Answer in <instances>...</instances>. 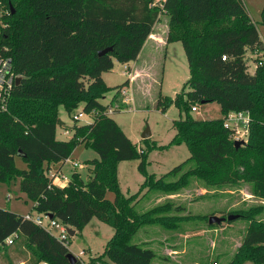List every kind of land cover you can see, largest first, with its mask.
Segmentation results:
<instances>
[{"label": "trees", "instance_id": "16d2710c", "mask_svg": "<svg viewBox=\"0 0 264 264\" xmlns=\"http://www.w3.org/2000/svg\"><path fill=\"white\" fill-rule=\"evenodd\" d=\"M0 2V54L12 59L15 75L8 93L0 91V182L20 178L21 191L37 213L81 231L93 218L112 226L114 234L105 246L108 263L152 264L156 258L154 249L133 239L159 219L150 216L153 211H137L136 193L121 191L118 162L139 160L142 187L162 189L168 183L148 172L149 149L135 144L108 114L121 107L102 102L100 95L114 89L105 84L103 73L113 69L115 59L126 64L137 60L164 12L169 16L167 42H182L190 78L175 98H160L158 107L166 112L176 104L185 112L184 119L174 122L173 143L187 144L191 155L160 181L180 175L186 182L193 175L206 189L249 183L264 199V63L252 73L246 58L263 48V40L243 0ZM3 23L9 25L6 33ZM109 46L112 51L99 55ZM211 102L220 104L224 118L204 121L192 115L193 105ZM82 103L93 121L75 125L69 140L58 139L60 107L71 114ZM242 111L251 120L248 141L238 146L235 130L224 122L229 113ZM80 143L99 154L91 161L89 180L76 171L64 186L53 185L48 171L59 163L60 173ZM16 155L27 169L16 166ZM108 191L114 192V200ZM230 214H240L249 225L229 264H264V221L243 211ZM217 225L208 219V226ZM14 234V243L21 240L31 249L32 264H81L71 261L68 247L50 232L25 215L0 208V250L10 246L6 241Z\"/></svg>", "mask_w": 264, "mask_h": 264}, {"label": "rangeland", "instance_id": "374dc122", "mask_svg": "<svg viewBox=\"0 0 264 264\" xmlns=\"http://www.w3.org/2000/svg\"><path fill=\"white\" fill-rule=\"evenodd\" d=\"M243 1L263 40V48L257 54L248 52L246 56L249 69L254 73L260 62L264 63V23L262 22L264 0ZM168 23L169 16L164 12L154 32L164 30ZM8 26V24L3 25V33L7 32ZM138 59V63L131 61L128 64L115 59L113 69L103 73L105 84L114 89L102 92L100 95V100L104 103L121 107L119 111L113 112V118L135 144L149 149L148 172L155 174L156 181L168 183V186L162 189L151 190L142 187L145 177L138 169L139 160L118 162L121 191L126 196L136 193L137 211L139 213L153 211L150 216L159 219L155 223L143 226L133 240L154 249L156 258L152 264H213L216 260L220 261L215 264H229L242 244L249 221L245 218H237L231 223L225 222L210 227L209 217L214 214L227 217L234 211H243L264 221V199L254 193V186L249 183L235 187L206 189L193 175H190L186 182L180 180V175H169L160 181L161 177L184 163L191 155L187 144L173 143L177 133L174 122L184 119L185 112H181L176 104H172L166 112H162L158 107L160 98H175L182 91L190 78V69L184 46L180 41L167 45L146 43ZM125 65L133 74L132 80ZM128 79L129 83L125 84ZM117 86L120 87L115 89ZM124 89L128 94L123 93ZM127 98L130 100L128 103L125 101ZM198 106L199 110L192 112L196 119L209 121L224 118L221 106L216 102L198 104ZM83 108L82 103L69 114L63 106L60 107V119L66 126L59 125L58 139L69 140L74 133L75 125L93 121L94 116L91 114H85L79 121L73 119V115ZM148 126L152 135L148 140H144L142 134ZM66 128L72 135L66 134L68 133ZM246 129L240 124L241 132H245ZM238 136L241 137L238 140L248 141V135L241 136L238 133L234 138ZM97 158L99 154L94 148L85 143L78 144L64 164L56 183H65L76 171L85 181L89 180L90 170L93 168L91 161ZM75 161L79 162L80 166L74 167ZM15 162L19 169L28 168L27 162L20 155L15 156ZM59 166V163L53 164L52 170L57 172ZM170 184L173 185L169 186ZM107 197L114 200V192L108 191ZM34 205V202L21 191L20 178L10 183L0 182V208L27 215L35 214ZM74 230L76 233L69 241L72 247L71 253L77 259V256L83 252L82 259L85 264H113L108 263L109 260L105 256V246L114 234L112 226L98 218H93L84 231ZM32 254L31 249L19 240L0 250V264H32ZM246 264L253 263L248 261Z\"/></svg>", "mask_w": 264, "mask_h": 264}, {"label": "built area", "instance_id": "2783aa9c", "mask_svg": "<svg viewBox=\"0 0 264 264\" xmlns=\"http://www.w3.org/2000/svg\"><path fill=\"white\" fill-rule=\"evenodd\" d=\"M4 10L1 7V2H0V13L3 14ZM6 23H3L2 25H5ZM224 59H226V57H223ZM262 62H260L261 64ZM12 59L8 58V57H3L0 54V91L4 92V93H8V91L10 90V88H12V84L14 82L15 79V75L14 72L12 70ZM126 71L128 73V76L130 77V79H133V74L131 73V71L129 70V67L127 65H125ZM124 94H128L127 90H123ZM127 103L130 101L128 98L125 100ZM199 110V106L198 105H193L192 107V112L193 111H198ZM114 112L113 108H110L108 111V114H112ZM85 114H88L86 112H84V110L80 111L79 113H75L73 115V119L76 121H79L80 118L82 116H84ZM93 115V114H91ZM250 113L248 111L245 112H231L229 113L226 118H225V122L224 125L225 127L228 128H233L235 130V135L236 134H240L241 136L243 135H248L249 132V124H250ZM240 124H243L247 129L245 132H241L239 130V126ZM69 133V131H67ZM237 140L239 138H241L240 136L235 137ZM235 139V140H236ZM73 166L77 167L80 166V163L75 161L73 162ZM61 173V172H60ZM60 173L54 172L53 170H49L47 175L49 176V178H52V184L53 185H58V186H64L65 184H67L68 180L67 178H65V183H56V179L58 177V175ZM25 218L28 220L33 221L35 224L39 225L40 227L44 228L45 230H47L48 232H50L55 238H57L59 241L63 242L69 249V252H72V247H71V243L69 241V239L71 238V234L69 232V229L71 228L70 226L64 224L62 221L56 219V218H51L49 214H45V213H37L35 212V214H27L25 215ZM17 237V234H14L12 236H10L7 239V244L11 245L14 243L15 238ZM83 252L80 253L78 257V261L81 262V264H85L83 259ZM43 264H48L46 262H44Z\"/></svg>", "mask_w": 264, "mask_h": 264}, {"label": "water", "instance_id": "95a60500", "mask_svg": "<svg viewBox=\"0 0 264 264\" xmlns=\"http://www.w3.org/2000/svg\"><path fill=\"white\" fill-rule=\"evenodd\" d=\"M11 8H13V6H11ZM13 12H14V9H13ZM113 46H109V47H107V48H105V49H103V50H101V51H99V55H105V54H107V53H109L110 51H112L113 50ZM20 80V78H18L17 79V82ZM64 121H62L60 118H59V125H64ZM151 135H152V131H151V129H150V127L148 126L145 130H144V132H143V134H142V138L143 139H148V138H150L151 137ZM244 142H246L245 140H236V144L239 146V145H241V144H243ZM50 217L51 218H53L54 216L53 215H50ZM240 217V214H229L227 217L226 216H218V215H211L210 217H209V223L210 224H218V225H221V224H223V223H225V222H227V221H231V220H236L237 218H239ZM69 232H70V234L72 235V236H74L75 235V233H76V230H74V229H72V228H70L69 229ZM69 258L71 259V261L73 262V263H76L77 261H78V259L72 254V253H69Z\"/></svg>", "mask_w": 264, "mask_h": 264}, {"label": "crops", "instance_id": "0c3cea01", "mask_svg": "<svg viewBox=\"0 0 264 264\" xmlns=\"http://www.w3.org/2000/svg\"><path fill=\"white\" fill-rule=\"evenodd\" d=\"M157 23L155 24L154 28H153V31L152 33L150 34V36L148 37V39L146 40L144 46L146 45V43H149V42H154L156 45H167L168 42H167V36H168V32H169V23L166 25L165 29L160 31V32H154V29L156 28L157 26ZM263 47V46H262ZM144 48V47H143ZM143 50V49H142ZM142 52V51H141ZM141 54V53H140ZM139 54V55H140ZM139 57V56H138ZM135 63H138L139 62V59L135 60L134 61ZM128 64V63H127ZM103 102V101H102ZM107 104V103H106ZM113 114V113H112ZM112 114H110L112 116ZM113 117V116H112ZM65 124V123H64ZM67 129V128H66ZM69 131V129H67ZM58 131V130H57ZM66 131V130H65ZM66 133V132H65ZM66 134H71L72 133L69 131V133H66ZM58 138V136H57ZM133 141V140H132ZM134 142V141H133ZM224 224V223H223ZM85 229V228H84ZM84 231V230H83ZM217 261H220V260H216L215 263H217Z\"/></svg>", "mask_w": 264, "mask_h": 264}]
</instances>
